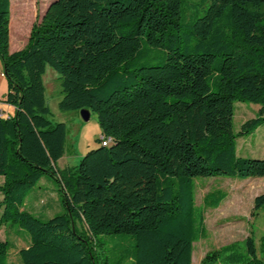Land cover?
Listing matches in <instances>:
<instances>
[{
    "label": "trees",
    "instance_id": "trees-1",
    "mask_svg": "<svg viewBox=\"0 0 264 264\" xmlns=\"http://www.w3.org/2000/svg\"><path fill=\"white\" fill-rule=\"evenodd\" d=\"M206 1L182 33L185 0H51L10 53L11 0H0L3 103L13 107L0 118V227L27 238L20 264H120L100 256L99 236L129 237V264H191L192 244L205 237L193 179L264 178V159L235 148L264 127V0ZM151 50L159 61L139 62ZM45 67L57 75V109L88 110L110 140L61 170L66 130L47 118ZM235 101L258 106L237 132ZM44 176L62 209L46 219L22 209ZM225 197L207 193L202 208ZM252 204L257 211L264 196ZM259 241L249 233L241 252L232 243L199 264H264V234ZM8 247L0 240V264Z\"/></svg>",
    "mask_w": 264,
    "mask_h": 264
},
{
    "label": "rangeland",
    "instance_id": "rangeland-1",
    "mask_svg": "<svg viewBox=\"0 0 264 264\" xmlns=\"http://www.w3.org/2000/svg\"><path fill=\"white\" fill-rule=\"evenodd\" d=\"M50 2L51 0H11V12L9 9L11 26L10 30L8 29L10 52L18 51L24 46L31 24L39 21ZM206 5V0H185L179 20L182 33L187 30L185 25L189 20L203 14ZM14 46L17 47L15 50H13ZM160 55L156 54L155 50L146 51L140 57L139 62L155 64L159 61ZM0 72H2L1 63ZM41 79L45 101L50 111L47 118L53 123H63L66 130L65 152L63 157L57 161L56 167L59 170L74 167L87 151L98 146L96 139L100 134L95 116L89 113L88 120L84 122L78 112H60L57 109V102L61 94L56 73L49 67H45ZM5 90L6 82L0 76V95L5 94ZM232 106V130L237 132L243 121L256 114L258 106L238 101H235ZM235 148L239 157L264 159V127L259 126L248 135L236 138ZM193 183L195 206L201 208L203 212L205 237L192 244L191 264H199L206 252L232 243H237L238 251L241 252L243 249L242 241L249 233H252L256 246L259 245V239L264 234V205L257 211H253L252 201L257 195L264 196V178L244 180L226 177L195 178ZM217 190L226 194L225 199L215 209L202 208L204 195ZM32 191H34L35 197L31 195ZM38 203H40L39 205L48 203L51 208L45 213H38L33 209ZM22 209L42 219L62 213L56 185L53 181L45 176L42 177L36 185L26 192ZM198 213L199 210L196 211V216ZM238 221L240 222L237 223ZM14 226L16 225L14 224ZM10 227L8 226L5 230L0 227V240L5 238L9 244L7 264H20L17 250L23 248L25 242L23 237H16ZM21 232L26 234L23 230ZM113 238L114 240L107 236L98 237L104 244L97 247L100 250V256L107 254L108 257H111L112 255V260L121 259L120 264H129L130 261L126 260L125 257L130 249L129 237L115 236Z\"/></svg>",
    "mask_w": 264,
    "mask_h": 264
},
{
    "label": "crops",
    "instance_id": "crops-1",
    "mask_svg": "<svg viewBox=\"0 0 264 264\" xmlns=\"http://www.w3.org/2000/svg\"><path fill=\"white\" fill-rule=\"evenodd\" d=\"M9 46H10V44H9V39H8V51H9ZM17 47H15L14 46V48H13V50H15ZM10 52V51H9ZM14 52V51H13ZM11 53V52H10ZM0 76H2V74H1V72H0ZM2 78H3V76H2ZM4 79V78H3ZM6 91V90H5ZM2 95V94H1ZM0 95V113L1 114H4L5 116H11L12 115V113H13V107H11V106H8V105H5L4 103H3V95L1 96ZM70 150H71V148H70ZM63 157V156H62ZM61 157V158H62ZM31 195L33 196V197H35V193H34V191H32L31 192ZM37 197L38 198H40V196L39 195H37ZM39 202H41V201H39ZM35 203V202H34ZM40 203H38V205L36 206V207H33V209L34 210H36V212H38V213H45L46 211H48V210H50V205L48 204V203H41V205H39ZM240 221H238L237 223H239ZM237 226H238V224H237ZM11 229H14L13 227L11 228ZM23 237V240H24V242H25V246L27 245V238L23 235L22 236ZM24 246V247H25ZM23 247V248H24Z\"/></svg>",
    "mask_w": 264,
    "mask_h": 264
},
{
    "label": "water",
    "instance_id": "water-1",
    "mask_svg": "<svg viewBox=\"0 0 264 264\" xmlns=\"http://www.w3.org/2000/svg\"><path fill=\"white\" fill-rule=\"evenodd\" d=\"M47 7V6H46ZM46 9V8H45ZM45 11V10H44ZM78 113H79V116H80V118H81V120L82 121H87L88 120V117H89V111L88 110H86V109H80L79 111H78Z\"/></svg>",
    "mask_w": 264,
    "mask_h": 264
},
{
    "label": "built area",
    "instance_id": "built-area-1",
    "mask_svg": "<svg viewBox=\"0 0 264 264\" xmlns=\"http://www.w3.org/2000/svg\"><path fill=\"white\" fill-rule=\"evenodd\" d=\"M0 118H7V116H5L4 114H1V113H0ZM97 139H98V141H99V145H103V141H106V140L104 139V136H98Z\"/></svg>",
    "mask_w": 264,
    "mask_h": 264
},
{
    "label": "bare ground",
    "instance_id": "bare-ground-1",
    "mask_svg": "<svg viewBox=\"0 0 264 264\" xmlns=\"http://www.w3.org/2000/svg\"><path fill=\"white\" fill-rule=\"evenodd\" d=\"M105 139V138H104ZM106 141H103V145H107L109 142H110V140L109 139H105Z\"/></svg>",
    "mask_w": 264,
    "mask_h": 264
}]
</instances>
